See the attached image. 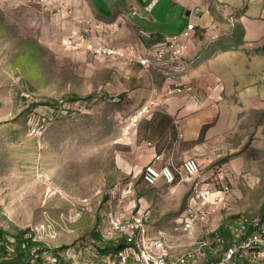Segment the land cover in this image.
Listing matches in <instances>:
<instances>
[{
    "label": "rangeland",
    "instance_id": "obj_1",
    "mask_svg": "<svg viewBox=\"0 0 264 264\" xmlns=\"http://www.w3.org/2000/svg\"><path fill=\"white\" fill-rule=\"evenodd\" d=\"M226 1L238 12L223 14V5L218 4L219 27L228 30V37L211 49L212 60L221 63L211 69L219 78L214 95L209 98L196 89L167 97L163 104L169 100L172 110H180L186 139H197L203 126L218 123L209 139L208 158L200 162L201 176L213 191L230 189L232 210L211 222L223 227L258 225L264 221V46L251 48L244 37L243 9L253 0ZM46 4L43 7L38 0L0 4V29L6 27L0 44V226L30 230L28 236L46 248L43 258L52 256L55 264H88V249L96 246L94 232L107 236L111 212H129L133 201L144 198L147 225L173 232L188 208L192 189L189 184L170 187L163 181L149 186L142 180V167L129 161L130 146L140 141V126L129 137L126 126L141 103L142 90L145 95L150 92L151 74L139 71L138 78L132 77L108 61L70 50L74 37L63 22L72 18L71 13L65 10L58 12L60 16L59 2ZM204 4L205 0L201 9ZM240 44L244 45L237 50ZM197 45L192 38V59L187 57L182 65L151 71L162 90L159 97L193 72L189 62L197 61ZM201 52L203 58L205 49ZM48 96L71 102L78 101L73 96L97 97L100 108L88 115L58 118L42 138L32 137L30 116L38 115ZM236 152L240 160L234 157ZM48 185L59 192L48 193ZM160 209L170 212L163 220ZM75 244L81 251L72 259L66 252Z\"/></svg>",
    "mask_w": 264,
    "mask_h": 264
},
{
    "label": "built area",
    "instance_id": "obj_2",
    "mask_svg": "<svg viewBox=\"0 0 264 264\" xmlns=\"http://www.w3.org/2000/svg\"><path fill=\"white\" fill-rule=\"evenodd\" d=\"M65 2L67 3V0ZM156 3L157 0H154L145 8L148 14L153 12ZM131 15L148 18L137 10H133ZM93 24H86L75 34L68 45L70 50L108 61L124 70L139 66L145 72H150L152 69H171L185 63L199 20L191 19L179 34L165 37L150 45L144 40L152 41V34L141 29L142 41L126 49L114 47L95 37ZM184 92L185 88L178 85L168 88L161 97L158 95L148 98L130 117L125 136H131L132 129L139 127L144 120L154 117L162 108L165 98ZM24 95L30 97V94ZM47 99L49 102L41 105L37 111L38 115L30 116L32 137L42 138L58 118L88 115L100 108L97 97L72 102L55 96H48ZM117 99L119 101L121 98ZM164 158V154L156 155L154 161L142 167L141 176L149 186H156L160 181L170 187L187 184L191 186L189 205L179 220V226L173 232L150 227L147 225L149 213L143 206V200L133 201L129 212H111L109 215L107 235L111 238L119 236L122 244L118 252H104L98 246H91L88 249V264H264V226L256 230H249L248 226L243 224L237 227L227 226L225 232H221L223 226L211 222L222 212L228 213L232 210L229 201L230 189L225 187L222 191H213L210 186L208 188L201 176L200 160L196 157H188L181 164H177L174 157L167 162ZM47 187L48 193L59 192L51 185ZM109 193L112 197L115 195L112 190ZM186 239L190 240L189 244L185 243ZM12 242H15V239H12ZM79 248L81 249L75 244L67 250L66 255L75 258L81 251ZM36 260L35 255L32 262L35 264ZM43 260L44 264L57 262L52 256Z\"/></svg>",
    "mask_w": 264,
    "mask_h": 264
},
{
    "label": "crops",
    "instance_id": "obj_3",
    "mask_svg": "<svg viewBox=\"0 0 264 264\" xmlns=\"http://www.w3.org/2000/svg\"><path fill=\"white\" fill-rule=\"evenodd\" d=\"M6 1L7 0H0V4H2V2L5 4ZM12 1L14 3H21L26 0ZM38 1L42 2V5H44L43 7H46V3H48V0ZM53 1L61 4V10L58 8L56 14H63L65 10L67 13H71L72 18H69L70 20H65L63 25L65 26L64 29H70L72 37H74L86 24L94 23L92 26L95 31V37L103 39L106 43L114 47L125 49L142 41L140 35L141 29L152 34V41H145L143 39L146 44L150 45L165 37L179 34L187 27L191 19L198 18L199 26L195 34V39L198 43L195 49L197 61L189 62L191 70H194L190 75L183 77V83L180 85L185 88L184 93L193 92L197 89L203 91L209 98L214 95V89L215 86L218 85L217 81H219V78L211 69L218 68L221 63L212 60L213 56L211 55V49L213 45L218 47V42L221 38L228 37V30L219 27L218 22L222 9H218V4L223 5V14L233 13L235 16L238 12L236 7V9L230 8L226 0H205L204 9L200 7L203 0H157L151 14H148L145 8L154 0H116L113 4H110L107 0H67V3L65 0H50V3H53ZM252 3L253 5L251 7L245 4L241 23L242 28L245 30L244 37H246V41L249 42L248 45L253 48H258L264 46V0H253ZM133 10H137L141 15L148 18L145 19L141 16L131 15ZM97 26H99V28ZM0 30V44H2L4 43V36L6 35L4 32V30L6 31V27ZM243 45H238L237 50L242 48ZM35 48L37 49V47ZM201 48L205 49L206 55L203 58ZM226 52L224 53L228 54V49ZM220 53L221 51L217 48L215 57L218 58ZM190 59H192L191 48L188 61ZM153 70L154 69L151 71ZM125 71L131 74L132 77L137 76V78L139 71L140 75L145 73L139 66H133ZM151 71L149 72L152 79L150 92L145 95L142 90L139 98L141 103L139 106H135V111L138 110L146 98L156 97L161 93L160 91H162L158 88L155 76ZM104 73L107 72L105 71ZM187 89H190V91H186ZM127 95H130L129 92H127ZM194 99L199 101L197 96H194ZM215 101L216 99L212 100V102ZM179 114L180 110H172L169 100H165L162 108L156 112L154 119L145 121L140 125L138 130L140 141L136 142L134 145L131 144L132 146H130V152L128 154L129 161L139 167H144L146 164L154 161L155 156L158 154H164L165 162L169 161L171 157H174L177 164H179L177 161H181V159L185 160L191 155L196 156L200 162L208 158L207 150L208 144H210L209 139L213 135V127L218 123L214 122L203 126L197 139H186L183 134L181 121L179 120ZM205 127V136L200 141ZM212 153L216 155V151H212ZM236 153L234 157L240 160V154H238V152ZM130 169H132L131 166ZM136 177L137 176L134 178ZM142 200L145 199L142 198ZM169 213L164 209H160L158 214L159 220L165 219L166 215ZM107 229H109V227ZM94 237L96 246L101 249L111 248L110 252L113 251L114 247H120L122 244L119 236L115 235L111 238L108 235L105 236L103 232L100 236L99 230L94 232ZM188 240L189 239H186L185 243L189 244L190 240Z\"/></svg>",
    "mask_w": 264,
    "mask_h": 264
},
{
    "label": "trees",
    "instance_id": "obj_4",
    "mask_svg": "<svg viewBox=\"0 0 264 264\" xmlns=\"http://www.w3.org/2000/svg\"><path fill=\"white\" fill-rule=\"evenodd\" d=\"M71 99L78 100L80 97L73 96ZM205 132L206 127L200 141L204 138ZM246 225L249 230H256L264 226V221L261 220L258 225ZM28 231L14 226L10 229L0 226V264H34L32 261L35 255L37 257L35 264H44L43 255H45L46 248L41 242L35 241L33 235L29 237ZM223 231L225 232V227L221 228V232ZM12 239H15V242H12ZM120 247H114L112 252H118ZM110 250L111 248L103 249L104 252H110Z\"/></svg>",
    "mask_w": 264,
    "mask_h": 264
}]
</instances>
